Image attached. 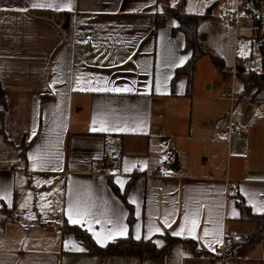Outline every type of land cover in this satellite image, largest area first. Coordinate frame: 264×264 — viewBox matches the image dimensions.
Wrapping results in <instances>:
<instances>
[{"label":"crops","instance_id":"1","mask_svg":"<svg viewBox=\"0 0 264 264\" xmlns=\"http://www.w3.org/2000/svg\"><path fill=\"white\" fill-rule=\"evenodd\" d=\"M181 5L187 13L211 10L198 30L226 68L262 71L264 0L243 6L239 21L220 17L237 0H0L6 100L2 114L0 96V264H99L100 256L88 253L80 237L64 232L65 223L73 224L69 205L89 210L91 225H76L87 231L91 226L96 241L93 232L117 230L115 239L100 245L136 238L139 230L140 238L161 246L166 234L184 227L174 236L222 255L195 254L175 242L158 257L110 255L102 264H264V239L232 255L222 247L232 240L224 241L225 235L240 237L257 226L242 218L241 199L252 212L264 213V99L242 95L243 84L234 98L209 81L199 87L198 65L192 94L186 76L172 91L175 71L191 53L184 51V33L173 32L176 18L167 16L159 27L156 22L157 13ZM244 35L250 40L239 48ZM255 43L260 68L247 65ZM240 59L247 66H239ZM231 112L250 127L232 132ZM93 161L105 165L102 172L91 170ZM112 181L120 191L130 183L131 227ZM28 202L38 214L36 224L49 228L43 242L30 246L23 243L30 236L13 240L3 230L6 216L15 208L28 211ZM192 219L198 220L194 236L188 230ZM122 227L126 235L118 234Z\"/></svg>","mask_w":264,"mask_h":264},{"label":"trees","instance_id":"2","mask_svg":"<svg viewBox=\"0 0 264 264\" xmlns=\"http://www.w3.org/2000/svg\"><path fill=\"white\" fill-rule=\"evenodd\" d=\"M167 16L176 18L177 25L173 27V32L181 31L184 33V51L191 53L187 62L183 66L177 68L175 71L172 79L173 92L175 91L178 79L181 76H186L187 94H192L194 76L198 61L204 55H208L211 58L213 64L217 68L218 72L222 75V77L226 78L227 76H229L230 72L226 68L224 58L218 52L208 47L207 43L201 39V34L198 30L199 22L202 19L211 17L210 9L204 14H195L183 11L182 5L179 7L169 6L164 10V12L157 13L156 27H159L161 24H163ZM261 51L262 71H258L256 69H250L246 71L237 70V76L243 84L241 93L242 95H246L251 92L252 98L257 97L259 99H264V46H262ZM0 96L3 103V109L1 111V113L3 114L6 108V100L5 92L1 85ZM25 153L26 147L23 148V154L25 155ZM129 184L130 183H128L127 188L124 191H120L117 185L112 181L113 189L122 197L129 209L128 221L131 227L134 219V206L127 199V190ZM238 204L243 211L242 218L245 220L255 221L257 223V226L252 232L232 239L225 248V255H232L235 250L251 244H257L264 239V213L252 212L251 208L245 204L243 199H241ZM64 232H71L80 237L83 240L86 251L88 253L100 256L101 262L99 264H102V261L110 255L143 257L146 254H152L153 256L158 257L166 252L169 247L175 242L183 243L195 254H202L211 258L222 256L199 247L197 242L192 238H181L169 233L165 235L166 242L163 245L159 246L153 239L140 238L139 240H137L132 235L108 242L105 245H100L86 229L76 224L74 225L65 223Z\"/></svg>","mask_w":264,"mask_h":264},{"label":"rangeland","instance_id":"3","mask_svg":"<svg viewBox=\"0 0 264 264\" xmlns=\"http://www.w3.org/2000/svg\"><path fill=\"white\" fill-rule=\"evenodd\" d=\"M248 40H250V37L246 39V36L244 35L242 39L241 36L239 48H242V45L247 44L246 41ZM244 65H246L245 62H242V59H240L239 66H244ZM247 65L253 68H260V57H259L258 45L256 43L253 46L252 58L248 60ZM227 69H230L229 76H227L226 78L221 76L220 78V74L217 68L215 67V65L213 64L212 60L210 59V57L208 56L203 57L202 59H200L198 64L199 78L197 80L199 87L204 88L211 83L212 87L214 88L221 87L222 90H225V89H229L230 86L234 85V87L236 88V92L238 91L240 92V90L242 89V82L239 78L235 80L233 75L234 72L238 70V68L236 67V65H233L232 68L227 66ZM207 81H209V83L206 85ZM248 97L249 95L245 96L244 101H249ZM242 107L244 108V105ZM255 110H256V106L254 107V111ZM27 206L28 209L26 210L28 211L21 210V212H19L17 208H15V210H13L11 214H9L11 216L7 215L4 221L3 230L5 231L7 237L10 239L13 238V240L15 238H20V237L26 238L27 236H30L28 238V241L23 242L24 244H27V246H30L33 245L34 243L38 244V241L35 240L39 238L43 239L42 240L43 242L45 239V235H47L49 232L48 230L49 228L46 227L45 224H36V218L38 217V214H36L33 205L32 207H30L29 202ZM32 210L35 212V215L30 214ZM1 228H2V224L0 223V229Z\"/></svg>","mask_w":264,"mask_h":264},{"label":"snow or ice","instance_id":"4","mask_svg":"<svg viewBox=\"0 0 264 264\" xmlns=\"http://www.w3.org/2000/svg\"><path fill=\"white\" fill-rule=\"evenodd\" d=\"M33 7H43L44 5H40V4H33L32 5ZM93 91H96V90H101V91H116V92H122V91H131L132 89L130 88H103V89H91ZM92 131H108L107 128L105 127H100L99 129H97L96 127H93L92 128ZM37 157H33V160H36ZM126 171H128L129 169H125ZM121 183V186H123L122 182ZM7 197L5 196V199ZM257 211H261V209H257ZM89 215V210L88 209H81L79 208L78 206L74 207L73 205H69V208H68V219L69 221H71L73 224H83L85 222L89 223V225H91V221H88L86 220V218L88 217ZM184 220H185V226H189V217L188 216H185L184 217ZM167 223V220L165 221ZM198 226V220L197 219H192L190 221V227L188 228V230L190 231L191 234H193V236L195 235V231H196V228ZM88 231H92V228L91 226H89L88 228ZM126 229L125 228H120L118 230V234L119 235H126ZM156 231H159V229H156ZM185 231V228L182 227L180 229V231L178 232H174L173 235H182L183 232ZM117 234V230H112L110 231L106 236H102L101 233L99 232H93V235L96 237L97 239V242L98 243H101V244H104L106 243V241L111 238V239H115V236ZM205 236L209 235V233L207 231H205L204 233ZM136 239L139 240L140 239V234H139V230H137V235H136ZM81 251H83V249H79Z\"/></svg>","mask_w":264,"mask_h":264},{"label":"built area","instance_id":"5","mask_svg":"<svg viewBox=\"0 0 264 264\" xmlns=\"http://www.w3.org/2000/svg\"><path fill=\"white\" fill-rule=\"evenodd\" d=\"M249 4H251V0H237V7L233 8V9H230V8L221 9L220 17L225 19V20H229V21H239L240 19H242L241 8L243 6H247ZM260 22H261V26H262L263 32H264V18H261ZM236 73H237V70L234 72V76ZM222 95L226 96V97L234 98L236 95V90H235L234 85L231 86L228 90H225L222 93ZM227 125H228V128L232 132H242V131H244L250 127L249 122L236 117L234 112H231L228 114ZM104 166L105 165L103 163L95 161L91 165V170L93 172L99 173V172L103 171ZM153 173H159L160 175H164L165 171L154 169ZM235 238H238L237 234H235V233L227 234V235H225L224 241L235 239ZM222 247L223 248L226 247L225 243H222Z\"/></svg>","mask_w":264,"mask_h":264},{"label":"water","instance_id":"6","mask_svg":"<svg viewBox=\"0 0 264 264\" xmlns=\"http://www.w3.org/2000/svg\"><path fill=\"white\" fill-rule=\"evenodd\" d=\"M201 39L205 41L206 40V35L205 34H201ZM240 71H244V69L240 68Z\"/></svg>","mask_w":264,"mask_h":264}]
</instances>
